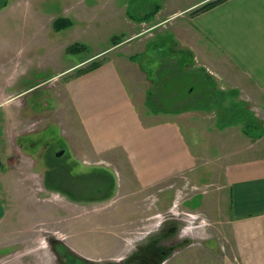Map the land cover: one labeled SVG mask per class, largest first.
<instances>
[{
  "label": "rangeland",
  "instance_id": "1",
  "mask_svg": "<svg viewBox=\"0 0 264 264\" xmlns=\"http://www.w3.org/2000/svg\"><path fill=\"white\" fill-rule=\"evenodd\" d=\"M6 2L0 7V120L14 121V131L25 133L20 142L30 147L19 151L13 169L49 208L29 230L23 218L10 220L0 240V264H59L60 257L65 263L68 256L52 250L59 239L90 261L152 264L158 254L154 264H237L225 175L240 157H264V88L208 45L212 59L197 69L201 64L181 36L187 27L173 30L188 25L195 9L183 10L191 1ZM154 4L165 10L143 18ZM176 8L181 11L172 12ZM167 15L173 17L165 25L151 26ZM59 17L70 24L56 29ZM69 45L80 51L68 52ZM108 61L119 67L136 107L131 113L147 132L127 148L119 140L128 142L127 134L136 131L131 122L95 123L115 139L101 153L80 113H94L82 99L94 100L102 80L87 69ZM61 86L63 99L57 96ZM118 106L109 104L110 117L121 114ZM161 121L164 127L166 121L179 124L167 128L174 142L165 138L159 159H143L141 169L138 155ZM47 171L59 176L51 189ZM148 176L153 180L145 182Z\"/></svg>",
  "mask_w": 264,
  "mask_h": 264
},
{
  "label": "crops",
  "instance_id": "2",
  "mask_svg": "<svg viewBox=\"0 0 264 264\" xmlns=\"http://www.w3.org/2000/svg\"><path fill=\"white\" fill-rule=\"evenodd\" d=\"M190 1L188 7L183 11L194 10L210 0ZM157 10L159 13L165 8L160 6ZM180 11L181 8H176L172 12ZM173 16L167 15V17L157 19L151 26L165 25L166 21ZM185 21L187 26L183 22V24L178 23V25L175 24L173 30L177 31L187 27L182 30L181 36L187 43L188 53L197 61V64H201L200 67H197L198 70L203 67L206 69L205 66H208L206 62L212 59L206 48L208 45L210 49L213 47L220 52L237 71L250 80V83L258 88H264V0H222L206 10L189 15ZM175 31L174 33H176ZM178 34L180 35V30ZM92 73L100 74L102 80L100 84L95 85V99H82V104L87 105L90 102L94 113L90 115L78 111L82 113V115L80 113V117L89 130L88 132H91L89 135L97 147H95L96 150L102 153L109 149L108 145L112 142L115 144V139L111 134L99 131L94 127V124L99 122L116 123L118 121V124H124V120L131 122L136 131L127 134L128 142L119 140V145L127 146V148L135 146L141 137H145L147 128H144L146 126L141 123L137 114L134 115L138 119L131 113L136 110V107L131 91L123 81L119 67L115 61L102 62L97 67L87 69L86 74ZM59 90L60 94L57 96L63 99V86ZM114 95H117L118 99L114 100L112 98ZM113 103L119 105L121 114L110 117L108 106ZM124 111H127L128 114L123 119ZM60 117L62 116L58 115L55 119ZM60 122L63 126V122ZM14 123V121L0 120V240L3 236L8 235L7 225L12 223L10 220L16 217L23 218L26 223L22 227L29 230L32 227L31 224L35 222L34 219L37 216L45 217L46 210L49 208L41 199H38L35 191L29 190L16 178L13 166H18L20 162L19 151L30 147V144L20 142L25 133L15 132ZM19 123L18 127H21L23 122ZM161 123L164 124L152 126L155 128L150 130L152 133L151 144L140 153L145 154L142 158L140 154L138 155L139 158H136L138 165L136 166H143L145 158H147L145 161L159 159L158 156H161L165 138L173 144L175 137L173 133L169 134L167 128L170 125L174 128V124L175 127L179 124L166 121L167 127H164L165 122L161 121ZM175 131L178 136L176 138H181L180 132ZM17 140L21 143L20 145L17 144ZM45 145L41 144L39 147ZM185 150L189 157V152L186 148ZM145 151L150 153H145ZM32 166L40 165L34 163ZM140 168L142 169V167ZM157 169L158 166L156 172L160 171ZM225 177L228 179L225 186L228 187L230 193L231 218L236 223V240H238L236 242V262L237 264H264V157H253V155L248 156L247 159L240 157L233 166L227 169ZM150 178L148 176L144 181L148 182L147 179ZM143 185L148 186V183ZM68 247L82 255L73 246L68 244Z\"/></svg>",
  "mask_w": 264,
  "mask_h": 264
},
{
  "label": "trees",
  "instance_id": "3",
  "mask_svg": "<svg viewBox=\"0 0 264 264\" xmlns=\"http://www.w3.org/2000/svg\"><path fill=\"white\" fill-rule=\"evenodd\" d=\"M220 1H222V0H210V1H207V2H205V3H203L202 5H200V6H198L197 8H195V10H194V12L196 13V12H199V11H203V10H206V9H208V8H210V7H212L213 5H215V4H217V3H219ZM7 4V2H6V0H4V1H0V7H2V6H4V5H6ZM155 6L152 8V9H149V11L150 12H145V15H144V17L143 18H147V16H151V14H153L156 10H157V4H154ZM143 15V14H142ZM70 19H68V18H63V17H59V18H57L55 21H54V26H55V28L56 29H60V28H63V27H65V26H67V25H69L70 24ZM82 50V49H81ZM77 51H80V49L76 46V45H69V47H68V52H77ZM100 64V63H99ZM97 65H98V63L97 64H94V65H92V66H94V67H97ZM89 68H93V67H89ZM86 69V68H85ZM239 111L240 110H237L236 111V114L238 113V115H239ZM237 118H242V117H236L235 116V119H237ZM248 126H249V124H247V126H246V128H248ZM246 132V134L248 133H251L250 131H245ZM50 174L48 173V171L46 172V174H45V183H46V185L48 186V188H52V186H51V184H49L50 183V181H53V182H55L54 180H52V179H55V180H57L58 179V175L56 176H54V178H52V177H50L49 176ZM51 186V187H50ZM54 188H57V186H54Z\"/></svg>",
  "mask_w": 264,
  "mask_h": 264
},
{
  "label": "flooded vegetation",
  "instance_id": "4",
  "mask_svg": "<svg viewBox=\"0 0 264 264\" xmlns=\"http://www.w3.org/2000/svg\"><path fill=\"white\" fill-rule=\"evenodd\" d=\"M69 248L59 239L57 241V247L55 249V247L52 248V250L55 252V253H59L61 254L60 256L63 257V252L65 253L67 257L66 262L63 263V260L62 258L60 257V260H59V264H118V263H115V262H98V260H93V261H90L89 259L87 258H83L79 255H75L72 251L68 250ZM158 259V254H155L153 256V258H151V262L152 264H154ZM68 261H71L70 263ZM121 264V263H120Z\"/></svg>",
  "mask_w": 264,
  "mask_h": 264
}]
</instances>
